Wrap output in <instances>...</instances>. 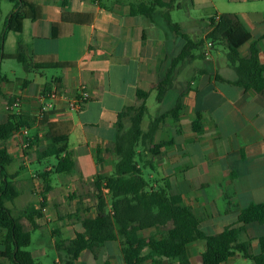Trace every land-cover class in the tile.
I'll list each match as a JSON object with an SVG mask.
<instances>
[{"label":"crops","instance_id":"1","mask_svg":"<svg viewBox=\"0 0 264 264\" xmlns=\"http://www.w3.org/2000/svg\"><path fill=\"white\" fill-rule=\"evenodd\" d=\"M4 1L10 2L0 0V124L15 116L22 117L27 125L0 147L16 164L11 172L7 170L15 176L20 192L13 201L20 208L16 216L30 205L36 209L43 205L44 217L38 220L40 228L36 230L40 244L41 238L47 237L56 251L58 239H74L83 231L85 219L97 217V177H110L118 161L114 145L119 114L140 103L138 91H152L162 72L183 53L188 44L185 36L202 44L192 47L176 66L174 87L161 103L157 101L161 113L170 111L178 100L182 110L177 120L168 118L158 130L155 143L167 145L159 150L155 168L143 173L156 189L169 184L171 191L199 214L202 229L209 234H221L238 222L242 210L264 203V96L236 85L234 68L215 54L217 44L227 45L207 39L212 30L211 18L235 15L251 36L239 49L240 54L248 56L256 43L264 65V0H34L41 8V19L26 20L22 33L11 32L2 41L14 7L12 3L4 8ZM159 1L172 4V8L160 7ZM142 4L155 7L154 20L135 13ZM166 12L179 25L182 35L167 27L163 16ZM209 42L213 46L207 58L204 52ZM20 47L34 55L57 56L60 62L74 67L30 72L24 69L25 77L14 73L16 78H11L5 71L11 60L7 58L16 55ZM83 84L92 98L80 111H72L68 101ZM55 88L60 96L51 102L54 108L47 112L48 117L40 118L39 98ZM156 96L153 91L147 107ZM17 99L21 100L18 108L14 107ZM57 122L72 123L67 149L74 167L67 173L50 175L51 189L44 199L47 185L41 174L51 172L57 160L40 161L38 152L50 144L48 124ZM144 122L142 127L147 130ZM22 129H27L32 138L28 152L22 151ZM42 163L46 164L44 170H32L33 165ZM22 223L30 229L26 219ZM36 231L32 232V242ZM155 233L149 229L143 236ZM5 234L0 230V251L4 250ZM263 236L264 223H250L241 239L249 242L252 254L257 255ZM104 247L111 253L108 263H124L119 242H108ZM206 249L204 241L188 245L192 264L201 261ZM88 252L93 253L84 251L74 264H83ZM32 255L36 262L48 256L43 245ZM56 255L54 264H61L57 251ZM236 260L255 264L242 254L223 264H235ZM0 264L9 262L0 257ZM143 264L171 261L155 259Z\"/></svg>","mask_w":264,"mask_h":264},{"label":"trees","instance_id":"2","mask_svg":"<svg viewBox=\"0 0 264 264\" xmlns=\"http://www.w3.org/2000/svg\"><path fill=\"white\" fill-rule=\"evenodd\" d=\"M9 1L14 7L5 23L2 41L11 32L22 33L26 20L41 19V8L34 0ZM158 5L172 8V4L165 5L160 1ZM155 11L154 6L142 4L135 13L154 20ZM163 16L167 27L180 33V27L172 22L170 13L166 12ZM209 21L212 30L207 39L227 45V58L237 76L235 84L264 96V65L260 61L258 45L252 44L246 57L239 51L251 39L249 32L232 14H222ZM185 37L188 44L183 53L173 59L171 66L162 72L152 91H138L140 103L128 106L119 114L114 145L118 161L110 177H97V217L85 219L82 223L83 231L78 232L74 239L56 241L55 248L61 264H74L84 251L95 254L98 248L114 241L121 245L125 264H143L155 259H168L171 264H192L188 245L196 241L206 242L207 249L202 254L201 264H223L237 254L252 259L255 264H264V236L259 240L261 252L257 255L252 254L250 243L241 239L247 224L264 223V203L252 204L242 210L238 222L227 227L221 234H209L202 229L199 214L187 206L180 195L172 192L169 184L156 189L143 173L147 168H155L159 150L167 145L166 142L155 143L158 130L168 118L177 120L182 110V103L178 100L170 111L151 118L147 130L142 127L148 114L147 100L151 93L155 91L156 99L161 103L174 87L176 66L187 57L192 47L202 44V41L195 43L188 36ZM7 59L21 63L26 72L74 67V64L60 62L57 56L30 54L23 47L19 48L16 55ZM1 81L3 78L0 77V85ZM0 94L3 95L1 88ZM47 117L46 113L44 119ZM26 125L22 117L10 116L6 123L0 124V144ZM71 131L70 122L48 124L50 144L38 152V159L55 158L57 163L51 172L41 174L47 185L44 199L51 189L50 175L67 173L74 167L72 154L67 149ZM13 161L7 150L0 147V230L6 233L0 257L9 264H37L28 248L32 243V232L40 228L38 220L44 217L43 205L40 209L30 205L19 216L14 215L7 206V203L13 202L20 195L14 183L15 176L9 175L6 169ZM23 219L28 221L30 229L22 223ZM149 229L156 230V233L144 237L143 232Z\"/></svg>","mask_w":264,"mask_h":264},{"label":"rangeland","instance_id":"3","mask_svg":"<svg viewBox=\"0 0 264 264\" xmlns=\"http://www.w3.org/2000/svg\"><path fill=\"white\" fill-rule=\"evenodd\" d=\"M4 2H6L4 4V8L6 6H9V7L12 6V3L8 2V1H4ZM216 47H217V49L215 50V54L220 56L223 61L228 62V60H227L228 49L224 45H221V44H217ZM9 49L10 48H8V50ZM5 71H6L7 75L11 78H16L15 74L18 77H20V76L25 77L26 76L23 65L16 60L8 61L6 63ZM169 103H170V100L167 102V104H169ZM148 107H149V113L146 116V119L144 122V127H146L149 124V120L151 118L156 117L159 113L162 112V110H159V103L157 102V100L155 98L149 100ZM55 161L56 160L53 159V162H55ZM15 166H16L15 163L12 164L11 166H8V168H7L8 172H11ZM45 166H46L45 163L36 164V165H33L32 170H44ZM149 172L150 171L148 170V173ZM148 173L146 174V176L148 175ZM25 175H29V172L26 171ZM17 204L18 203H16V201L15 202H9L7 204L8 207H10L13 210L14 215H18L20 213V208L18 207ZM39 234L40 233L38 231L33 233V242L31 244V246L28 248V250L33 253L35 251V249H37L38 247L43 245L47 250L48 256H47V258H45L43 260L38 259L37 263L38 264H54L56 256H57L56 251H55V249H53L51 247V245L49 243V238H47V237H42L41 238L42 241L40 244ZM110 256H111V253L107 249H105V247L103 246V247L98 248L96 250L95 254L88 252L87 255L84 257V263L83 264H105L106 262L111 261V260H109ZM247 262L248 261H245V260H236L235 264H246ZM193 263L196 264L197 262H193ZM118 264H124V263L119 262ZM198 264H201L200 260H199Z\"/></svg>","mask_w":264,"mask_h":264},{"label":"built area","instance_id":"4","mask_svg":"<svg viewBox=\"0 0 264 264\" xmlns=\"http://www.w3.org/2000/svg\"><path fill=\"white\" fill-rule=\"evenodd\" d=\"M213 44L212 42L208 43V46L204 52L205 57L210 56V50L212 48ZM59 91L58 89H54L50 91L49 93L42 94L39 98L40 101V111H39V117L43 118L45 114L49 111H51L54 108V105L51 103L55 99L59 97ZM92 96L88 90L87 85L83 84L79 87L77 94L71 98L68 103H69V108L72 111H80L90 100ZM21 103L20 99H17L14 103V107H19ZM8 110L11 109V107L8 106ZM22 134L25 137V140L23 141L22 145V151L23 152H28L32 148V138L29 135V132L27 129H22Z\"/></svg>","mask_w":264,"mask_h":264}]
</instances>
